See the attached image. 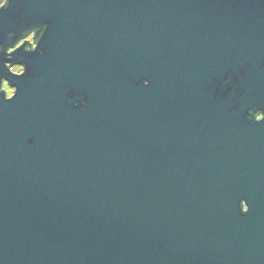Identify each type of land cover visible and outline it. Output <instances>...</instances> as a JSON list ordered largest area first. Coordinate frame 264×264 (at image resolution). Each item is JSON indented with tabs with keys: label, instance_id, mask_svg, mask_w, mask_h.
<instances>
[{
	"label": "water",
	"instance_id": "1",
	"mask_svg": "<svg viewBox=\"0 0 264 264\" xmlns=\"http://www.w3.org/2000/svg\"><path fill=\"white\" fill-rule=\"evenodd\" d=\"M10 2L0 264H264V0Z\"/></svg>",
	"mask_w": 264,
	"mask_h": 264
},
{
	"label": "flooded vegetation",
	"instance_id": "2",
	"mask_svg": "<svg viewBox=\"0 0 264 264\" xmlns=\"http://www.w3.org/2000/svg\"><path fill=\"white\" fill-rule=\"evenodd\" d=\"M3 8V7H2ZM1 9V8H0ZM40 30H32L30 31L29 33H27L23 38H21L15 46L13 47H10L7 51V55H8V58H10V54L12 52H14L16 49H18L20 46H22L23 44L27 43V50H34L36 48V44H37V36H38V33H39ZM17 45H19L17 47ZM10 49H14L13 51H10ZM7 66H8V69L12 72H14L12 69L13 67H15L16 65H12L11 63H6ZM15 73V72H14ZM5 81H3L2 83V88L1 90L5 91L4 90V85H5ZM264 118V114L262 112H259L256 114L255 116V120L256 121H261L262 119Z\"/></svg>",
	"mask_w": 264,
	"mask_h": 264
},
{
	"label": "rangeland",
	"instance_id": "3",
	"mask_svg": "<svg viewBox=\"0 0 264 264\" xmlns=\"http://www.w3.org/2000/svg\"><path fill=\"white\" fill-rule=\"evenodd\" d=\"M12 70L17 74H22L24 72V66L16 65ZM4 90L8 98L12 97L16 91V89L12 87L8 82L5 83Z\"/></svg>",
	"mask_w": 264,
	"mask_h": 264
},
{
	"label": "clouds",
	"instance_id": "4",
	"mask_svg": "<svg viewBox=\"0 0 264 264\" xmlns=\"http://www.w3.org/2000/svg\"><path fill=\"white\" fill-rule=\"evenodd\" d=\"M8 3V0H0V8L6 7ZM19 45H17L18 47ZM14 49H10V51H13Z\"/></svg>",
	"mask_w": 264,
	"mask_h": 264
},
{
	"label": "snow or ice",
	"instance_id": "5",
	"mask_svg": "<svg viewBox=\"0 0 264 264\" xmlns=\"http://www.w3.org/2000/svg\"><path fill=\"white\" fill-rule=\"evenodd\" d=\"M7 6H8V7L11 6V2H10V0H8ZM0 51H2V47H0Z\"/></svg>",
	"mask_w": 264,
	"mask_h": 264
},
{
	"label": "bare ground",
	"instance_id": "6",
	"mask_svg": "<svg viewBox=\"0 0 264 264\" xmlns=\"http://www.w3.org/2000/svg\"><path fill=\"white\" fill-rule=\"evenodd\" d=\"M37 44H38V42H37ZM37 44H36V46H37ZM3 81H5V80H3ZM6 82V81H5Z\"/></svg>",
	"mask_w": 264,
	"mask_h": 264
}]
</instances>
